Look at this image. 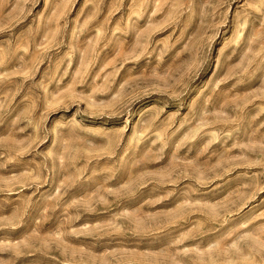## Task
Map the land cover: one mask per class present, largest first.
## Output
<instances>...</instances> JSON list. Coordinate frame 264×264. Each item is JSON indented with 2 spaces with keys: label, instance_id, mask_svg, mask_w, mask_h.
<instances>
[{
  "label": "rangeland",
  "instance_id": "1",
  "mask_svg": "<svg viewBox=\"0 0 264 264\" xmlns=\"http://www.w3.org/2000/svg\"><path fill=\"white\" fill-rule=\"evenodd\" d=\"M0 264H264V0H0Z\"/></svg>",
  "mask_w": 264,
  "mask_h": 264
}]
</instances>
